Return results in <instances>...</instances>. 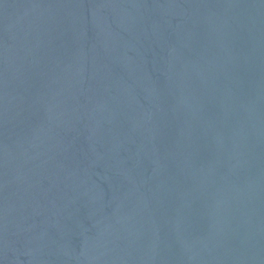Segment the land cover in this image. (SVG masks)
I'll return each mask as SVG.
<instances>
[{
    "label": "water",
    "instance_id": "obj_1",
    "mask_svg": "<svg viewBox=\"0 0 264 264\" xmlns=\"http://www.w3.org/2000/svg\"><path fill=\"white\" fill-rule=\"evenodd\" d=\"M0 264H264V0H0Z\"/></svg>",
    "mask_w": 264,
    "mask_h": 264
}]
</instances>
